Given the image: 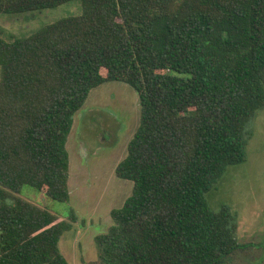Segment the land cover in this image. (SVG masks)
Masks as SVG:
<instances>
[{
  "label": "trees",
  "instance_id": "trees-1",
  "mask_svg": "<svg viewBox=\"0 0 264 264\" xmlns=\"http://www.w3.org/2000/svg\"><path fill=\"white\" fill-rule=\"evenodd\" d=\"M75 1L80 16L0 37V264H69L59 244L72 225L17 195L70 201L75 115L110 82L140 97L116 167L134 187L85 264H228L249 245L207 194L247 161L264 108V0H0V15Z\"/></svg>",
  "mask_w": 264,
  "mask_h": 264
},
{
  "label": "rangeland",
  "instance_id": "rangeland-1",
  "mask_svg": "<svg viewBox=\"0 0 264 264\" xmlns=\"http://www.w3.org/2000/svg\"><path fill=\"white\" fill-rule=\"evenodd\" d=\"M82 13V4L75 1L50 10L1 14L0 37H29L60 19ZM140 121V97L133 88L110 82L94 89L75 115L68 138L70 201H55L30 186H24L17 195L72 225L59 244L69 264L99 260L96 237L108 232L111 211L121 208L132 195L133 182L119 179L116 167L128 155V145ZM248 129L252 137L247 161L230 166L207 194L212 210L219 211L223 206L231 209L238 221L237 239L249 245L228 264H264V108Z\"/></svg>",
  "mask_w": 264,
  "mask_h": 264
},
{
  "label": "crops",
  "instance_id": "crops-1",
  "mask_svg": "<svg viewBox=\"0 0 264 264\" xmlns=\"http://www.w3.org/2000/svg\"><path fill=\"white\" fill-rule=\"evenodd\" d=\"M70 154V153H69ZM69 187H70V183H69Z\"/></svg>",
  "mask_w": 264,
  "mask_h": 264
}]
</instances>
